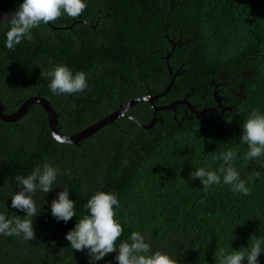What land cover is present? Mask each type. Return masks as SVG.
<instances>
[{"label": "trees", "instance_id": "trees-1", "mask_svg": "<svg viewBox=\"0 0 264 264\" xmlns=\"http://www.w3.org/2000/svg\"><path fill=\"white\" fill-rule=\"evenodd\" d=\"M158 1L87 0L78 17L65 14L49 22L51 26L41 24L32 30L31 40L24 39L14 50L5 47L8 28L0 24V103L4 113L11 114L30 97H43L58 115L56 129L62 136L80 132L149 91L151 95L164 91L168 78L156 75L163 69L162 62L153 61L152 68L142 66L143 43L152 26H167L168 35H176L183 26L186 37H194L185 56L183 52L187 59L184 77L175 78L160 104L186 94L193 104L201 94L210 98L206 84L210 71L214 75L219 69L229 73L237 65L239 70L246 67L251 72L240 80L241 96L231 97V112L204 120L193 118L181 128L172 122V113L161 112L163 124L143 129L141 125L149 124L153 113L145 102L126 112L132 119L119 118L78 144L57 141L38 104H31L16 122L0 120V211H7L9 217L13 212L24 215L4 208V204L10 205L9 196L19 190L17 175H27L45 162L60 169L57 188L45 196L38 191L34 197L41 211L33 220L36 238L26 241L21 236H0V264H89L87 252L72 249L65 233L87 213L84 205L98 190L113 192L120 200L117 218L124 232L117 244L132 231L147 232L153 250L169 253L180 264H218L220 247L239 250L250 246L251 235L264 238V157L246 160L248 146L239 143L249 113L253 109L264 112V0H177L173 10V2L167 5V16L162 12L153 17L149 12L152 6L157 10ZM18 7L17 0H0L2 11L14 12ZM97 17L103 19L95 29L82 23L94 25ZM73 23L78 25L71 30L52 28ZM105 23L121 26L126 39L135 40L140 55L137 76L130 69H119L100 50L105 44L97 35ZM57 64L87 72L89 87L82 93L53 95L46 72ZM229 148L237 151L234 165L251 189L248 195L234 193L223 182L205 191L198 179L190 178L196 168H218L221 161L213 157ZM257 171L259 177L250 180ZM64 186L76 201V217L67 223L57 221L48 207ZM43 200L48 203L42 210ZM115 255L109 253L96 264L109 260L117 264ZM260 264H264V253Z\"/></svg>", "mask_w": 264, "mask_h": 264}, {"label": "clouds", "instance_id": "clouds-1", "mask_svg": "<svg viewBox=\"0 0 264 264\" xmlns=\"http://www.w3.org/2000/svg\"><path fill=\"white\" fill-rule=\"evenodd\" d=\"M87 7V0H22L19 7L14 10L11 18L0 24H6L5 47L14 50L16 45L24 39H32V30L41 24L47 25L55 22L62 15L78 17ZM51 77L48 85L53 95H70L82 93L88 87V73L83 70L74 71L65 64H57L46 72ZM59 139V137H57ZM239 143L246 144L248 150L245 159L252 161L264 157V112L253 109L247 119L243 121ZM237 151L229 148L213 157L220 160L218 168L199 167L190 172V178L198 179L203 190L207 191L221 182L230 185L234 193L248 195L251 189L247 181L242 179L234 161ZM60 169L50 162L38 165L27 175H17L18 191H14L10 205L5 209H15L24 213L23 216L15 212L9 217L7 211H0V236H21L30 241L36 238L33 220L40 214L37 210V202L34 197L37 192L44 196L57 188L54 185ZM259 171L250 180L258 178ZM60 188V187H59ZM48 207L51 215L57 221L67 223L76 217V201L70 198V189L67 186L61 188ZM43 196V197H44ZM48 203L43 200V204ZM121 207L118 196L113 192L96 191L87 200L84 214L74 226L65 233V239L72 249L86 251L89 256V264H96L107 254L115 252L117 264H180L178 258H174L167 252L153 250L151 236L147 232L132 231L128 239L117 244V240L124 232V226L117 218L118 209ZM250 246L241 247L239 250L228 247H220L216 256L218 264H260L261 254L264 253V238L251 235ZM54 243V242H53ZM105 264H112L106 261Z\"/></svg>", "mask_w": 264, "mask_h": 264}, {"label": "flooded vegetation", "instance_id": "flooded-vegetation-1", "mask_svg": "<svg viewBox=\"0 0 264 264\" xmlns=\"http://www.w3.org/2000/svg\"><path fill=\"white\" fill-rule=\"evenodd\" d=\"M176 1L177 0H159L157 10L154 12L152 6L149 14L153 17H157L160 16L163 12L167 16V5L169 4V2L170 4H172L173 2V5L171 6V10H173V6L176 4ZM180 10H182V8H180ZM102 19V17H97L94 25L86 22L83 25L95 29L96 26H99V22ZM109 24L110 23L103 24L102 26L104 27L100 29V32L97 35V40L102 44H105V49L100 48V50L104 51L103 53L105 54V56L112 57L119 69H130L137 76L138 69L140 68V63L138 62L137 58H139L140 55L136 54L135 40L126 39L125 34L121 32V26H109ZM77 25V23H73L72 25H70V30ZM184 31L185 30L182 26V28L178 29L176 35H168L167 26H161V24L160 26H155V28L152 26V28L147 31V38L143 43L142 51L145 54V60L142 66L144 67L148 65L147 67L151 66L152 68L153 61L162 62L163 69L157 70L156 75L165 76L169 81L170 68L171 72L173 74H176L174 77V81L176 77H184V68L187 64V59L183 57L185 56V52L190 50V46L194 41V37L192 35L186 37ZM169 53L171 54L170 57L168 58V60H165ZM151 68L149 70L150 73ZM209 73L211 77L209 79L206 78V84L208 85L211 96L210 98H205L206 94H201L196 104L190 102L193 106V110L202 111L204 109H214L212 114H224L226 112H231L233 108L231 97L237 98L241 96L240 91L243 89V84L240 82V80L244 79L245 77H250L251 72H248L246 67H243L241 70H239V66L234 65L229 73L224 69H219V73L216 75H214L212 71H210ZM202 76L204 75L202 74L199 77L201 78ZM235 87L238 88V90H236ZM192 92L194 94V91ZM148 93H150V91ZM185 96L189 95L186 94ZM159 99L153 101L155 107L159 109L158 111H156V117L161 119V122L157 121L155 124H163L162 116L158 115V113L161 112L172 113V122L176 123L175 125L177 128H181L183 125L189 124L191 119L193 118L196 120H204L210 117V115H207L206 118L197 119L196 116L191 113L186 106L183 105L177 106L174 111H168L165 108L168 106V104H170V102L168 104H160Z\"/></svg>", "mask_w": 264, "mask_h": 264}, {"label": "water", "instance_id": "water-1", "mask_svg": "<svg viewBox=\"0 0 264 264\" xmlns=\"http://www.w3.org/2000/svg\"><path fill=\"white\" fill-rule=\"evenodd\" d=\"M18 3H22V0H17ZM13 12H6V11H2L0 9V20H8L11 18ZM83 24L85 22H82ZM48 25H50V23H48ZM51 26V25H50ZM53 29H61V30H65L66 28H71V26L69 27H62V28H56V27H52ZM170 53L167 55V57L165 58V60H168V58L170 57ZM169 73H170V77H169V81L168 84L166 85L165 89L163 92L156 94V95H151L150 93H148L145 96L142 97H138L136 99L130 100L124 104H122L121 106L118 107V109H116L114 112H112L111 114L107 115L106 117H104L103 119L97 121L96 123L88 126L87 128L81 130L78 133H75L73 135L70 136H62L59 134L58 130L56 129V125H57V118L58 115L55 113L54 109L52 108V106L50 105V103L44 99L43 97L40 96H33L30 97L28 99H26L14 112H12L11 114H5L3 111V106L0 103V120L2 122H16L18 121L26 112V110L28 109V107L31 104H38L40 105L43 110L45 111L46 115H47V121H48V128L49 131L51 133V135L59 142L61 143H65V144H78L79 142H81L82 140L91 137L93 134H95L97 131H99L100 129L106 127L107 125H110L112 123H114L117 119L119 118H129L132 119L128 116H126V112L132 108L133 106L139 104V103H148L151 105L152 109H153V117L150 121L149 124L147 125H141V127L143 129H152L154 124L159 121L161 122L160 118L156 117V111H158L159 109L157 107H155L153 101H156L157 99L164 97L174 86V77L176 74H173L169 68ZM188 96L183 97L182 99H177L174 100L172 102H170V104H168V106L165 108L166 110H170V111H174V109L179 106V105H183L186 106L187 109L193 113L197 119H203L206 118L207 115H211L214 111V109H204L202 111H194L193 110V106L192 104L187 100ZM57 137H59V139H57Z\"/></svg>", "mask_w": 264, "mask_h": 264}]
</instances>
